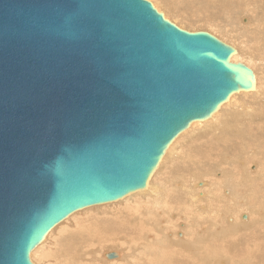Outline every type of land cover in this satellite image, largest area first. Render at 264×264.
<instances>
[{"label":"water","instance_id":"1","mask_svg":"<svg viewBox=\"0 0 264 264\" xmlns=\"http://www.w3.org/2000/svg\"><path fill=\"white\" fill-rule=\"evenodd\" d=\"M236 51L150 0H0V264H34L68 215L147 188L192 121L254 89Z\"/></svg>","mask_w":264,"mask_h":264},{"label":"bare ground","instance_id":"2","mask_svg":"<svg viewBox=\"0 0 264 264\" xmlns=\"http://www.w3.org/2000/svg\"><path fill=\"white\" fill-rule=\"evenodd\" d=\"M150 1L179 27L232 45L255 87L192 121L147 188L56 224L34 264H264V0Z\"/></svg>","mask_w":264,"mask_h":264},{"label":"rangeland","instance_id":"3","mask_svg":"<svg viewBox=\"0 0 264 264\" xmlns=\"http://www.w3.org/2000/svg\"><path fill=\"white\" fill-rule=\"evenodd\" d=\"M236 16H238V15H236ZM235 20H236V18H235ZM254 167H255L254 165H252V166H251V168H254ZM156 175H157V174H156ZM156 175H155V177H156ZM155 177H154V178H155ZM158 177H159V178H158ZM157 178H158V179H160V178H161L159 174H158ZM32 260H33V262L35 261V259H34V258H33Z\"/></svg>","mask_w":264,"mask_h":264}]
</instances>
